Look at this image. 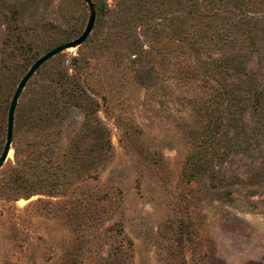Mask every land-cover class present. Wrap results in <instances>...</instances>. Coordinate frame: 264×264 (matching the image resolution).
<instances>
[{"label": "rangeland", "instance_id": "rangeland-1", "mask_svg": "<svg viewBox=\"0 0 264 264\" xmlns=\"http://www.w3.org/2000/svg\"><path fill=\"white\" fill-rule=\"evenodd\" d=\"M0 169V264H264V0H92ZM84 0H0V157Z\"/></svg>", "mask_w": 264, "mask_h": 264}, {"label": "water", "instance_id": "water-1", "mask_svg": "<svg viewBox=\"0 0 264 264\" xmlns=\"http://www.w3.org/2000/svg\"><path fill=\"white\" fill-rule=\"evenodd\" d=\"M84 2L87 4L89 11H90V17L88 21V25L84 31V33L77 38L74 41H71L69 43H65L59 47H56L49 51L47 54H45L43 57H41L39 60H37L32 67L29 69V71L26 73V75L22 78L20 81L14 95L12 98V101L10 103L9 111H8V120H7V138H6V144L3 150V153L0 157V169L4 166L5 162L7 161L13 146L14 141V127H15V115L18 108L19 100L22 96L23 91L25 90L27 84L30 82V80L34 77V75L39 71V69L49 62L51 59L55 58L56 56L62 54L63 52L75 49L81 45H83L89 36L91 35L95 22H96V7L92 0H84Z\"/></svg>", "mask_w": 264, "mask_h": 264}]
</instances>
